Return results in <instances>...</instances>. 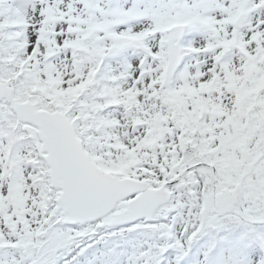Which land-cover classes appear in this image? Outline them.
Instances as JSON below:
<instances>
[{
    "label": "snow or ice",
    "instance_id": "obj_1",
    "mask_svg": "<svg viewBox=\"0 0 264 264\" xmlns=\"http://www.w3.org/2000/svg\"><path fill=\"white\" fill-rule=\"evenodd\" d=\"M0 264H264V0H0Z\"/></svg>",
    "mask_w": 264,
    "mask_h": 264
}]
</instances>
